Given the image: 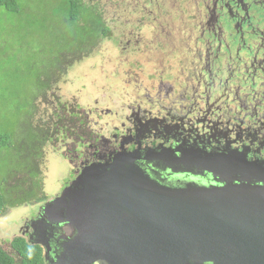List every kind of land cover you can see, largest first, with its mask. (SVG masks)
I'll return each mask as SVG.
<instances>
[{
    "label": "flooded vegetation",
    "instance_id": "flooded-vegetation-1",
    "mask_svg": "<svg viewBox=\"0 0 264 264\" xmlns=\"http://www.w3.org/2000/svg\"><path fill=\"white\" fill-rule=\"evenodd\" d=\"M117 1L123 3L116 10L118 24L128 8L132 16L138 13L136 31L144 27L152 30L148 29L154 38L148 42L149 48L137 50H143L147 66L153 70L144 85L134 74L128 81L132 100L128 102V115L102 108L71 111L72 107H67L59 112L62 121L57 124L64 126L60 133L66 139L59 138L54 147L64 150L70 159L73 179L85 166L104 164L118 154L133 152L136 164L165 183H208L211 177L202 169L212 168L217 160H240L249 168L262 170L264 0ZM138 38L135 36L136 43ZM153 53L157 55L155 60L151 58ZM56 107L55 102L50 109V129L44 130L49 133L60 127L54 124L52 115ZM95 112L99 118L107 117L108 123L91 119ZM118 120L122 123L111 128ZM153 150L164 151L162 171H152L143 157L139 160L140 155ZM168 157L174 162L171 166L182 173L170 172L168 163L172 162ZM44 203L32 207L34 215L23 221L19 237L52 249L58 235L55 228L42 227L41 243H32L29 238V225L34 226Z\"/></svg>",
    "mask_w": 264,
    "mask_h": 264
},
{
    "label": "water",
    "instance_id": "water-1",
    "mask_svg": "<svg viewBox=\"0 0 264 264\" xmlns=\"http://www.w3.org/2000/svg\"><path fill=\"white\" fill-rule=\"evenodd\" d=\"M163 152L139 160L162 171ZM135 153L85 166L39 208L31 242L58 232L46 264H264V168L217 160L208 183H165Z\"/></svg>",
    "mask_w": 264,
    "mask_h": 264
},
{
    "label": "rangeland",
    "instance_id": "rangeland-1",
    "mask_svg": "<svg viewBox=\"0 0 264 264\" xmlns=\"http://www.w3.org/2000/svg\"><path fill=\"white\" fill-rule=\"evenodd\" d=\"M61 2L19 0L22 10L18 15L6 13L0 8V134L12 135L17 148L20 144L29 145L26 134L29 137L30 133L35 132L39 139L44 130L50 129V109L54 107L56 97L65 110L67 107L84 111L102 108L117 110L122 116L128 115L127 107L132 102L128 81L134 74L137 82L144 85L153 70L147 66L143 50H137L148 49V42L154 40L152 33H149L150 28L136 31L134 23L136 27L138 13L132 16L128 8L121 16L123 21L120 20L126 21L124 27L116 22L111 40H104L87 54L86 50L74 56L57 55L61 43L63 48L65 42L68 47L71 44L70 39L66 40L65 28L56 16ZM111 12L112 9L108 8V13ZM134 30V35L129 39ZM118 35H122L121 39ZM137 35L139 43L135 42ZM156 57V54H151L152 59ZM43 81H49V90H44V95H41L38 90ZM99 116L95 112L91 119L100 124L108 123L107 117ZM120 123L122 121L118 120L107 130ZM59 138L66 139L62 135ZM59 138L53 144L44 142L39 149L40 160L30 161L26 156L21 158L13 152L16 150L14 147L10 152L0 151V178L7 176L8 184L20 185L23 189L22 194L10 196L12 200H18L16 206L0 215V245L7 253L11 251L9 242L19 237L23 221L34 215L31 209L35 202L22 201H31L26 197L40 192L48 200L53 199L74 177L73 166L69 164L70 159L64 154L65 151L55 150Z\"/></svg>",
    "mask_w": 264,
    "mask_h": 264
},
{
    "label": "trees",
    "instance_id": "trees-1",
    "mask_svg": "<svg viewBox=\"0 0 264 264\" xmlns=\"http://www.w3.org/2000/svg\"><path fill=\"white\" fill-rule=\"evenodd\" d=\"M61 5H59V13H57V19L61 23L63 29L65 28V35L67 41L70 39L71 44L68 47L67 43L60 45V52L57 55H76L87 50L86 54L93 48H97L104 40H111L114 38L115 29L113 25L117 22V8L123 7V3L118 4L117 0H61ZM132 4L130 3V6ZM125 7V6H124ZM0 8L6 13L18 15L22 8L20 7L19 0H0ZM108 8L112 9V12L108 13ZM112 15V16H111ZM114 16V17H113ZM123 27L124 22L118 21ZM122 37V35H121ZM120 37V39H121ZM122 41V40H120ZM82 57V54L80 55ZM74 58V57H73ZM60 59H58L59 62ZM73 61V59H72ZM71 65V64H70ZM69 65V66H70ZM59 72V71H58ZM55 73V72H54ZM54 75V74H53ZM51 79V76H49ZM47 78V79H49ZM49 79V80H50ZM49 81H43L40 90L41 95H44V90H49ZM56 100V108L52 114L55 118V125L60 126L61 115L60 111H63L62 107H58L59 102ZM73 108H71V111ZM50 116V121H51ZM64 126L58 127L54 133H49V131H44L42 137L37 138L35 132H30V136L25 135L27 146L19 145L16 147L12 140V135L0 134V151L6 152L14 147V150L19 157L23 158L26 156L30 161L31 159L40 160L42 159L39 149L44 142H56L60 132L63 130ZM41 143H38V141ZM38 144L39 146H37ZM38 175V173H37ZM24 182L25 179L22 178ZM7 176L0 178V215H2L6 209L16 206L17 199L12 200L11 195H20L23 193V189L20 185H11L7 183ZM25 184V183H24ZM39 186V185H38ZM40 187V186H39ZM20 191V192H19ZM35 194V193H33ZM31 199V201L23 200L22 203H34V205H39L47 201L48 197L40 192L37 195H29L26 199ZM10 253H7L2 249L0 245V264H45L44 258L42 256V249L36 244H30L22 237H14L9 242Z\"/></svg>",
    "mask_w": 264,
    "mask_h": 264
},
{
    "label": "clouds",
    "instance_id": "clouds-1",
    "mask_svg": "<svg viewBox=\"0 0 264 264\" xmlns=\"http://www.w3.org/2000/svg\"><path fill=\"white\" fill-rule=\"evenodd\" d=\"M73 180V179H72ZM48 201V200H47ZM46 203V202H45ZM37 245V244H36ZM39 246V245H38ZM40 247V246H39ZM41 248V247H40ZM44 256V255H43ZM44 258V257H43ZM46 264V263H45Z\"/></svg>",
    "mask_w": 264,
    "mask_h": 264
}]
</instances>
